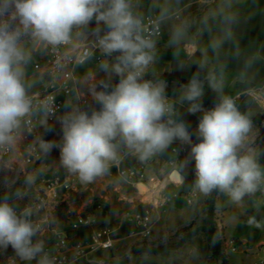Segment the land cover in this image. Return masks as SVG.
Returning a JSON list of instances; mask_svg holds the SVG:
<instances>
[{
	"label": "clouds",
	"instance_id": "obj_1",
	"mask_svg": "<svg viewBox=\"0 0 264 264\" xmlns=\"http://www.w3.org/2000/svg\"><path fill=\"white\" fill-rule=\"evenodd\" d=\"M141 7V0H0V148L15 146V134L26 118L42 113L41 123L47 128L54 114L52 107L36 103V95L29 94L32 86L25 80L24 68L31 60V52L26 42L33 47L68 45L74 32L87 37L85 30L95 20L97 28L92 34L107 58L101 67L108 69V58L114 56L110 68L120 77L119 82L111 91L102 81L105 90H91L99 110L89 113L66 102L65 112L58 118L62 142L42 138L41 152L47 155L58 147L60 165L82 183H89L118 164L122 152L144 162L179 141L191 146L189 156L195 162L192 186L203 196L220 192L239 204L245 197L264 192V165L248 145L253 121L232 96L224 94L226 64L218 63L214 71L205 75L207 61L194 63L197 71L187 84L180 85L177 95L169 97L164 80L145 76L158 59L154 37L172 20L175 7L171 0H149L143 12L137 11ZM101 23L105 26L103 35ZM194 23L185 20L176 28L173 39L177 45L193 43L189 32ZM239 23L233 0H221L216 10L199 20V31L208 33V48L218 62L229 54L226 48L238 50ZM233 58L239 60L238 51ZM258 59L256 55L244 59L239 73L242 82L249 81ZM177 66L186 65L177 61ZM205 83L218 100L211 109L202 106ZM185 105L189 113H203L196 131L198 143H192L188 126L178 119ZM189 162L188 158L180 161V171ZM27 183L31 184V179ZM9 199H0V252L6 253L11 247L19 261L54 264L43 242L36 239L40 228L31 218L35 209L18 211Z\"/></svg>",
	"mask_w": 264,
	"mask_h": 264
},
{
	"label": "crops",
	"instance_id": "obj_2",
	"mask_svg": "<svg viewBox=\"0 0 264 264\" xmlns=\"http://www.w3.org/2000/svg\"><path fill=\"white\" fill-rule=\"evenodd\" d=\"M175 7L176 14L166 25L162 26L163 35L156 41V55L157 61L150 66L149 74H146L145 79L160 78L167 84L166 94L169 96L176 95L180 88V85L187 84L189 78L197 71V66L194 63L199 61H207V69L205 75L208 72L214 71L218 63L226 64L225 69V87L224 94L232 96L239 107V99L242 95H256L258 100H254L249 108L245 111L249 114L253 121V128L248 137V145L252 149V154L257 157L262 165H264V98L259 95L260 91L264 92V0H233V4L239 13L240 23L236 28L237 41L239 48L232 49L226 48L228 55H224L220 58L219 62L213 56L208 48L210 37L208 33L200 32L198 27L199 20L208 15L210 11L216 10L220 5L221 0H171ZM143 7L138 8L137 11L143 12L145 7L148 5L149 0H141ZM185 20H192L194 23L193 28L190 30L194 42L191 44H182L175 48H168L163 46V43L170 41L173 38V33ZM93 20L89 25L95 24ZM89 25L85 30L87 37H83L81 42H76L72 39L73 43L83 44L86 43L89 37L94 39L93 31L89 30ZM103 29L105 26L103 23L99 26ZM80 31V30H76ZM31 52V60L25 66V80L31 84L30 95L40 93L46 82L49 79L45 69L41 71L34 70V64L42 57L43 51L40 54L35 52V49H29ZM45 48V47H44ZM238 51L239 60L234 59V54ZM249 55H256L259 59L250 74V79L247 83L242 82L239 79V73L243 68V61ZM95 61V59H94ZM177 61L184 63V68L177 66ZM96 64V61L94 62ZM94 64V65H95ZM193 64V65H192ZM190 65V66H187ZM103 69V67H102ZM89 71L85 74L77 72L78 80H81L80 76H86L91 74ZM163 74H168V78H161ZM203 78V74H201ZM65 97V102H74V99ZM218 102L215 92L205 83L204 95L202 97V106L205 109H211ZM241 110V108L239 107ZM242 111V110H241ZM243 112V111H242ZM202 112L189 113L187 105L180 109L178 119L182 120L187 126L191 133H194L196 143L199 142L196 131L199 123V119L202 117ZM260 115L261 119L255 123L254 119ZM257 125V126H255ZM55 133L53 131L48 134L51 137ZM62 135V128H61ZM61 137V136H60ZM259 138V143L254 144L256 139ZM59 139L55 142L58 144ZM177 142V141H176ZM173 143L165 153L158 154L148 161L141 162L134 155H127L123 162V167H146L147 175L155 177L157 184L154 183H142L146 186L147 190L143 191L138 188V185L129 184L117 175V169L111 166L109 171L102 176L97 177L92 182L86 184L84 191L78 195L90 194L92 197H96L99 200L95 201L91 206L85 209L94 207L96 203H102L104 210L98 214V225L103 222L113 221V215L117 208L125 209L126 214L133 212L136 206L141 203H148L153 200V194L151 191L154 186H157L158 191L161 195L168 196L170 201L168 204L167 211L162 213L160 224H156L155 232H164L166 230H179L189 226L198 216L203 215V210L206 205V196L200 194L193 186L186 188L185 185H193L195 176V162L190 159V164L187 165L186 169L180 171V161L185 160V157H180L178 160V170L185 178L184 182H177L172 179L171 174L174 169L169 166V161L174 157L171 149L176 144ZM62 167V166H61ZM35 175H50L53 170V160L46 158L45 161L34 168ZM187 172L190 176L186 175ZM161 176V179L159 178ZM40 188V182L32 181L28 187V192L32 193ZM196 192L197 196L192 205L185 204L181 193ZM261 195H264L261 193ZM264 198V196H263ZM73 204L63 205L62 207H68V213L73 210ZM259 210L261 215H258ZM222 209V210H220ZM81 210V211H82ZM221 211V220H216V227L222 234L224 233L226 238H236L243 242L239 255L231 261L229 259L228 264H253L258 258H264V199L260 200L257 198V193L252 197H245L244 200L239 203H233L228 196L223 193L218 194L216 203V213ZM124 214L122 218H119L122 224L119 234L125 236L123 239L128 242L136 243L141 240L138 236H132L134 226L127 223ZM199 224L197 227L204 224ZM115 220V221H116ZM258 225V226H257ZM90 229L83 228L81 230L80 237L86 240L89 236ZM202 233L189 238L182 247L176 250H166L160 254L151 255L156 258L157 263L155 264H198L199 260L207 254L208 245L205 242ZM38 240V236L36 237ZM122 246V245H121ZM121 246H114L110 250V256H116ZM169 258L173 259L174 263H169ZM249 259H252L249 262Z\"/></svg>",
	"mask_w": 264,
	"mask_h": 264
},
{
	"label": "built area",
	"instance_id": "obj_3",
	"mask_svg": "<svg viewBox=\"0 0 264 264\" xmlns=\"http://www.w3.org/2000/svg\"><path fill=\"white\" fill-rule=\"evenodd\" d=\"M145 31L149 32L148 24H146ZM162 35L163 28L154 39L157 41ZM95 39L94 36L93 41L83 44L72 41L68 45L44 48L42 57L34 64V70L45 69L49 79L44 89L35 94L36 103H47L54 109V114L49 119L47 128L41 123L42 113L26 118L20 130L15 134L17 137L15 146L11 149L0 148V162L10 166L15 162V158H19L23 166L37 167L46 158L60 154V149L55 147L50 154L48 153L49 155H44L39 148V142L42 138L47 141L49 129L55 131L61 126L58 118L65 112V97L76 96L74 105H79L86 111L89 109L88 100L80 96L77 68L85 65L91 58L100 65L106 61L107 58L99 51ZM111 58L114 56L109 57L108 61ZM119 79L117 75L116 84ZM259 95L264 98L263 91H260ZM252 98L258 100L256 95H252ZM190 134L192 143H196L193 133ZM190 147L188 144L176 142L171 149L174 157L168 163L172 169L177 168L180 157L187 158L190 154ZM126 156L122 152L120 162L112 165L117 169L120 179L135 186L140 183L157 182L155 177L147 175L145 167H123ZM193 175L195 176V171ZM39 180L40 188L31 195L25 209H35L31 218L40 228L38 240L43 242L45 250L54 259V264H108L103 259L102 252L105 249H113L115 239L111 228L97 227L98 214L104 210L102 203H96L90 209L72 214L66 224H61V220L57 217L61 207L69 204L74 196L81 194L87 183H82L78 176L69 174L61 165L50 175L40 176ZM261 193L264 194V192ZM196 196V192H191L185 196L184 200L188 205H192ZM169 201V197L161 195L159 191V193H153L152 201L141 202L133 212H128L125 220L134 226L132 236H138L141 240L150 239L161 214L167 211ZM83 228L90 229L86 240L80 237ZM221 238L228 253H236L243 246V242L239 239ZM3 264H29V262L19 261L14 254H11L7 256ZM30 264H36V262L32 261ZM253 264H264V258H258Z\"/></svg>",
	"mask_w": 264,
	"mask_h": 264
},
{
	"label": "rangeland",
	"instance_id": "obj_4",
	"mask_svg": "<svg viewBox=\"0 0 264 264\" xmlns=\"http://www.w3.org/2000/svg\"><path fill=\"white\" fill-rule=\"evenodd\" d=\"M147 1V0H145ZM105 30V27L103 29H101V35H103ZM87 32H90V25H89V30H87ZM73 39L76 42H81L83 40V37L81 36H77L74 32L73 35ZM87 42L92 41V37L88 40H86ZM26 47H28L29 49H35V52L37 54H40L44 47L43 45H36L35 47H33V45L31 44L30 41L26 42ZM94 59L91 58L87 61V63L83 66H80L77 68V72H79L80 74H85L88 73L89 71H91L92 73L86 76H80L81 80L79 79V91H80V96L83 99L88 100L90 107L87 111H89V113L91 112L92 109H96L99 110L100 105L97 104L91 95V90L95 87L97 91H101V90H105L102 88L101 85V81L103 83H106L109 85L108 79L104 76L103 71H102V67L100 64H98L96 62V64L94 63ZM95 64V65H94ZM107 91H111L112 88L108 87V89H106ZM177 95V94H176ZM175 96V95H173ZM170 96L169 97H173ZM72 104H75L74 102H71ZM257 126V125H255ZM61 126L56 128L55 133H53V135L51 137L47 138V141H53L56 142L58 139V144H60L62 141H60V136H61ZM194 134V133H193ZM195 136V135H194ZM259 138L256 139V141L254 142L253 146L255 144L259 143ZM50 154V153H49ZM48 154V155H49ZM51 159L53 160V170L58 169V167L60 166L59 163V159H60V154L58 153L55 156H51ZM17 161V162H16ZM19 158H15V162L10 165L7 166L4 163L0 162V189L1 190H11L14 185L19 184L20 187V199L21 201H23L24 203H29L30 199H31V192H28V187H29V183H27V181L29 179H31V181H37L40 179V175H35V171L34 168H36V166H32V167H26L23 166L20 162ZM146 168V167H145ZM171 168V167H170ZM172 169V168H171ZM186 175L188 176V178H190L189 174L187 172H185ZM161 179V176L159 177ZM40 182V180H39ZM157 184L154 183L153 185ZM143 186L142 183H140L138 185V188L141 189L140 187ZM190 186H192V184L190 183V185H185L186 188H189ZM158 191V188L156 189H152L151 194L156 193ZM32 193H34V190H32ZM187 192L181 193V196L183 199H185V196H187ZM159 196V194H158ZM264 195H261V192H257V198L260 200H263ZM209 198V195L206 196V202ZM99 200V198L97 199L96 197H92L90 194H82L81 197L78 196H74L71 200V204H73V210L70 211V213L68 214V207H61V210H59V212L57 213V217L61 220V224H66L70 218L71 215L76 213V212H80L83 208H87L88 206H91L95 201ZM185 202V200H184ZM185 204H187L185 202ZM252 209H254L252 207ZM222 210V209H220ZM255 210V209H254ZM262 211V209H259ZM259 210H255V212H259L258 215H261V212ZM126 210L125 209H119L117 208L115 210V213L113 215V221L109 222H103L100 227H109L112 229V231L114 232V239H115V244L114 246L118 245L121 246L118 254L116 256H110L108 261H106L108 264H155L157 263V261L155 260L156 258L151 257V254H147V253H140V254H136L133 253V250L138 248V247H159L162 245H174L176 244L179 240L182 239V237L187 233L186 231H188L189 229H194L196 228L199 224H202L203 221L202 219L204 218L203 215L198 216L193 222H191L189 224L188 227L183 228V229H179V230H166L164 232H155L153 236L150 239L147 240H140L139 242L136 243H130L128 242V240L123 239L125 236H121L119 234V231L121 230V226L122 224L120 223L119 218H122V216L125 213ZM264 213V211H263ZM221 211H219L218 213L215 214V220H221ZM117 218V220L115 219ZM116 220V221H115ZM162 221V219H160L158 221V223L160 224V222ZM216 221V223H218ZM157 223V224H158ZM190 231V230H189ZM203 234V233H202ZM204 235V234H203ZM220 236L225 238L224 233H220ZM205 239V242L207 243V239L206 236H203ZM208 245V243H207ZM222 248H223V252L222 255H224L226 257V262L229 263V259L231 261H233L238 255L239 252L241 251V248H239V251L236 253H231V252H227L226 247L224 245V242L222 240ZM8 255L4 256L1 258L0 264H3L5 259L7 258ZM96 258H99L98 256H96ZM169 263H174L173 259L169 258ZM252 259H249V262H251ZM198 264H223L222 260H219L215 255H211L208 258H206V255H204L201 260H199ZM227 264V263H226Z\"/></svg>",
	"mask_w": 264,
	"mask_h": 264
},
{
	"label": "trees",
	"instance_id": "obj_5",
	"mask_svg": "<svg viewBox=\"0 0 264 264\" xmlns=\"http://www.w3.org/2000/svg\"><path fill=\"white\" fill-rule=\"evenodd\" d=\"M100 26V25H99ZM97 28V24L90 25V31H94ZM168 74H163L161 78H168ZM239 107L243 112H245L249 106L252 104L253 99L249 95H242L239 99ZM261 119V116L258 115L254 122L257 123ZM53 132L52 129L48 130V134H51ZM20 193V187L19 184L14 185V187L11 190H1L0 189V199H2L5 196H9V203L16 206L18 211H23L27 204L21 201L20 196L17 197L16 193ZM219 192H213L209 195V198L206 202V205L204 207L203 213L205 215L204 224L202 226L196 227L194 229H189L186 231L187 233L182 237L181 240H179L174 245H162L159 247H138L133 250V253L140 254V253H147V254H160L165 252L166 250H176L183 246V244L189 239L194 236H196L199 233H203L206 236L207 243H208V251L206 254V258H208L211 255H215L219 260H222L223 264H228L226 262V257L222 255L223 248H222V238L220 236V232L218 231L216 227V220H215V214H216V203H217V196ZM14 254V251L11 247H9L6 251L0 252V261L1 258L6 255Z\"/></svg>",
	"mask_w": 264,
	"mask_h": 264
},
{
	"label": "water",
	"instance_id": "obj_6",
	"mask_svg": "<svg viewBox=\"0 0 264 264\" xmlns=\"http://www.w3.org/2000/svg\"><path fill=\"white\" fill-rule=\"evenodd\" d=\"M189 38L194 42L192 36L189 33ZM184 44H188V43H184ZM163 46L168 47V48H175L179 45H177V43L174 41V39L172 38L170 41H167L165 43H163ZM114 62V58H111L109 60V68L105 69L103 68V74L104 76L108 79L109 85L111 88H113L116 85V74L114 72L111 71L110 65ZM63 135V134H62ZM62 135L60 137V141H62ZM172 179H174L175 181H179V182H184L185 178L184 176L178 171V170H173L172 174H171ZM102 257L103 259H105L106 261H108L109 257H110V250L109 249H105L102 252Z\"/></svg>",
	"mask_w": 264,
	"mask_h": 264
},
{
	"label": "bare ground",
	"instance_id": "obj_7",
	"mask_svg": "<svg viewBox=\"0 0 264 264\" xmlns=\"http://www.w3.org/2000/svg\"><path fill=\"white\" fill-rule=\"evenodd\" d=\"M177 182H179V181H177ZM140 188H141V190H143V191H146V190H147L146 186H144V185L141 186ZM156 188H157V186H154V187H153V189H156Z\"/></svg>",
	"mask_w": 264,
	"mask_h": 264
}]
</instances>
